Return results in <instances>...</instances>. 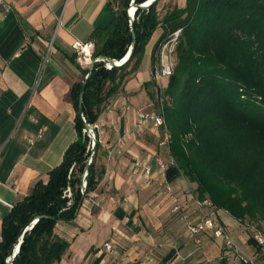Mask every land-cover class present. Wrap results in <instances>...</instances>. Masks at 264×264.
Segmentation results:
<instances>
[{
  "label": "trees",
  "instance_id": "trees-1",
  "mask_svg": "<svg viewBox=\"0 0 264 264\" xmlns=\"http://www.w3.org/2000/svg\"><path fill=\"white\" fill-rule=\"evenodd\" d=\"M149 1L116 0L111 23L92 33L93 70L76 63L80 76L68 95L76 111L77 139L62 162L35 181L29 194L4 217L0 264L61 262L69 242L58 235L57 226L77 219L105 174V167L98 165L99 134L89 165L91 136L78 113L83 84L87 82L84 118L94 126L137 72L160 28L164 33L155 46L152 67L160 44L182 30L178 63L164 101L173 166L197 185V198L209 199L215 212L224 211L264 233V0H186L185 8L164 17L158 9L162 0H155L149 8H137L134 20L129 17L132 5ZM133 43L129 60L109 68V60H123ZM70 60L76 62L74 57ZM249 243L264 256L254 237ZM18 246L12 258L11 251Z\"/></svg>",
  "mask_w": 264,
  "mask_h": 264
},
{
  "label": "crops",
  "instance_id": "crops-1",
  "mask_svg": "<svg viewBox=\"0 0 264 264\" xmlns=\"http://www.w3.org/2000/svg\"><path fill=\"white\" fill-rule=\"evenodd\" d=\"M6 1L10 11L0 6V240L4 217L76 141V111L68 95L80 76L75 64L90 67L93 52L75 45H94L92 33L108 26L117 10L116 0ZM148 93L134 74L97 124L102 131L98 165L105 174L89 196L99 206L90 208L88 197L74 222L58 224V235L69 242L58 264L219 263L222 242L206 233L196 244L186 222L173 213L180 203L195 218L197 185L173 165L159 168L157 160L169 162V157L159 149L151 122L141 133L136 130L137 110L158 99ZM115 148L124 155L109 157ZM135 159L150 165V182L133 174ZM222 213L216 218L240 246L243 233L230 230Z\"/></svg>",
  "mask_w": 264,
  "mask_h": 264
},
{
  "label": "built area",
  "instance_id": "built-area-1",
  "mask_svg": "<svg viewBox=\"0 0 264 264\" xmlns=\"http://www.w3.org/2000/svg\"><path fill=\"white\" fill-rule=\"evenodd\" d=\"M0 6L4 9V11L11 10V6L6 0H0ZM116 8H118V4H116ZM134 17L135 14L132 16L133 20ZM181 33L182 30L172 32L159 46L157 52V62L152 68L151 76L154 81L160 85L163 84L164 80L170 78L174 74L173 58L176 54V47ZM75 48L77 50L82 49L81 51L89 48L91 52H93L94 45L90 44L89 46L86 45L85 47H82L77 43ZM109 68H111V66H109ZM161 88H163V86H161ZM127 109L130 110V107ZM137 117V132L141 133L145 123L151 122L152 128L157 131L159 135V149L169 157V162H166L163 159L157 160L159 168L161 170H166L169 164L174 165L175 161L171 155L172 135L165 116L163 99H158L157 107L154 103H151L147 107L138 109ZM93 127L95 128L96 133L92 131L89 132L91 136V146L89 147V150L92 152L89 157V165L92 164L95 156V142L97 141V134H99V137L100 133L102 134L101 128L97 124ZM114 152H117L119 155H124L121 150L115 148L108 152V156H113ZM132 171L133 174H140L146 182H150L152 180L153 173L148 163L135 159L133 161ZM87 176L88 173L86 171L84 174V180ZM86 187L87 183L84 182V189H86ZM164 187L168 193L173 192V188L169 184H165ZM88 200L90 202V208L99 206V203L94 196H89ZM193 202L196 210V216L194 219L190 218L187 214L186 208L180 203L173 208V213L186 222L188 235L196 244H201V238L204 234L211 233L214 239L222 242V255L219 258L220 262L228 260L231 264H259L257 257H251L245 253L227 229L219 222L215 216L216 212L214 210V206L209 199L200 200L196 197ZM253 237L258 246L262 249V251H264V233L256 231ZM105 248L107 251H113L114 246L112 243H106ZM204 264H211V262L207 261Z\"/></svg>",
  "mask_w": 264,
  "mask_h": 264
},
{
  "label": "rangeland",
  "instance_id": "rangeland-1",
  "mask_svg": "<svg viewBox=\"0 0 264 264\" xmlns=\"http://www.w3.org/2000/svg\"><path fill=\"white\" fill-rule=\"evenodd\" d=\"M185 6H186V0H162L158 6L160 17H164L167 14V12H172L174 9H180V8L183 9L185 8ZM163 33H164L163 28H160L153 34L148 46L146 47V50L142 58V62L139 66V69L137 70L135 74H136V79L141 80L143 88L146 90L147 94H149L148 92H151L155 99L157 98L163 99V101L167 103L168 97L165 95V91L169 85V81L171 77L164 80L163 84L160 85L159 83L155 82L151 76V72L153 68L152 67L153 52H154L156 44L162 37ZM181 35L179 37L178 45L181 39ZM177 47H176V54L174 55V58H173L174 71L178 63ZM161 86H163V88H161ZM149 99L151 98L149 97ZM158 99L156 101H153L156 107L158 105ZM100 136H101V133H100ZM224 216L228 217L227 219H229L228 226L230 230H234L238 228L243 233V240L241 242L242 244H240V247L243 249V251L247 253L248 255H250L251 257H257L259 264H264L263 253L261 251L257 252L256 247L249 243L250 238L253 237L256 232V229H255L256 225L240 224L237 220H235L229 214L223 211L222 217ZM218 260H219L218 264H220V259Z\"/></svg>",
  "mask_w": 264,
  "mask_h": 264
},
{
  "label": "water",
  "instance_id": "water-1",
  "mask_svg": "<svg viewBox=\"0 0 264 264\" xmlns=\"http://www.w3.org/2000/svg\"><path fill=\"white\" fill-rule=\"evenodd\" d=\"M155 1V0H154ZM150 2V1H149ZM148 2V3H149ZM147 3V5H142V6H136V5H132V7H131V9L132 8H135V10L137 9V8H149L151 5H152V3L153 2H151V3H149L148 4ZM128 15H129V17L133 20V18H132V15H131V12H130V9H129V11H128ZM134 46H135V43H133V46H132V50H131V52H130V56H131V54H132V52H133V48H134ZM96 61H92L91 62V64H90V73L92 72V70H93V67H94V63H95ZM109 65L111 66V68L112 67H121V66H123L124 64H119L117 61H115V60H109ZM89 76V75H88ZM86 85H87V82H84V84H83V88H82V91H81V96H80V104H79V116H80V119L82 120V122H83V125H84V128H85V131L86 132H90V131H92V132H94V133H96V130H95V128L92 126V125H90V124H87L86 123V120H85V118H84V114H83V99H84V94H85V89H86ZM95 144H97V141L95 142ZM84 182H85V180H84V176H83V188H84ZM24 232V231H23ZM19 249H20V246H18V247H16L15 249H13L12 251H11V256H12V258H15V256L18 254V252H19Z\"/></svg>",
  "mask_w": 264,
  "mask_h": 264
},
{
  "label": "bare ground",
  "instance_id": "bare-ground-1",
  "mask_svg": "<svg viewBox=\"0 0 264 264\" xmlns=\"http://www.w3.org/2000/svg\"><path fill=\"white\" fill-rule=\"evenodd\" d=\"M151 2H154V0H151L149 3H151ZM147 3L144 4V5H147ZM130 12H131V15L134 16V14H135V8H132ZM86 51L90 54V51L89 50H86ZM129 58H130V53H128V55L123 60L119 61L118 63L119 64H125L129 60Z\"/></svg>",
  "mask_w": 264,
  "mask_h": 264
}]
</instances>
